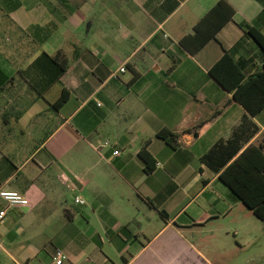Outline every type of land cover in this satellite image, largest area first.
Wrapping results in <instances>:
<instances>
[{
	"label": "crops",
	"instance_id": "1",
	"mask_svg": "<svg viewBox=\"0 0 264 264\" xmlns=\"http://www.w3.org/2000/svg\"><path fill=\"white\" fill-rule=\"evenodd\" d=\"M219 1L0 0V189L29 199L0 222V264H56L57 249L62 264H209L188 234L243 203L202 156L246 115L264 142V110L210 74L225 51L263 70L247 28L264 32V5L225 0L202 24Z\"/></svg>",
	"mask_w": 264,
	"mask_h": 264
},
{
	"label": "trees",
	"instance_id": "2",
	"mask_svg": "<svg viewBox=\"0 0 264 264\" xmlns=\"http://www.w3.org/2000/svg\"><path fill=\"white\" fill-rule=\"evenodd\" d=\"M259 1L264 5V0ZM222 6H229V4L225 0L219 1L202 19V24ZM233 13L234 9H231L230 17ZM247 32L262 50L263 70L246 77L243 64L235 61L230 53L225 51L211 68L210 74L226 90L232 91L234 99L254 116L264 110V32L257 26H249ZM78 55L79 48H75L73 58ZM51 59L62 72L66 71L70 65V59L62 50L57 51ZM69 96L70 92L64 88L55 106L63 105ZM259 130L260 127L249 115L244 116L231 136L218 141L202 156V161L219 174V178L230 188L237 200L264 221V142L249 144ZM158 136L174 146L179 134L164 130L159 132ZM140 156L146 164V172L151 173L155 168L156 160L147 150V146L141 149Z\"/></svg>",
	"mask_w": 264,
	"mask_h": 264
},
{
	"label": "rangeland",
	"instance_id": "3",
	"mask_svg": "<svg viewBox=\"0 0 264 264\" xmlns=\"http://www.w3.org/2000/svg\"><path fill=\"white\" fill-rule=\"evenodd\" d=\"M240 206L233 216L188 234L201 244L209 264H264V221Z\"/></svg>",
	"mask_w": 264,
	"mask_h": 264
},
{
	"label": "built area",
	"instance_id": "4",
	"mask_svg": "<svg viewBox=\"0 0 264 264\" xmlns=\"http://www.w3.org/2000/svg\"><path fill=\"white\" fill-rule=\"evenodd\" d=\"M167 36V35H166ZM122 71L125 70V67L121 68ZM109 142H105V144H108ZM115 154H119V150H115ZM62 178L66 179L63 175ZM0 198L3 199L6 202V207L0 210V222L4 220L7 214L8 207L11 206H26L29 204V199L26 195L16 191V190H5L0 189ZM76 203H85V201L80 197L76 196L75 198ZM67 258V256L64 254V252L61 249L56 250L55 254V262L56 264H62V262Z\"/></svg>",
	"mask_w": 264,
	"mask_h": 264
},
{
	"label": "water",
	"instance_id": "5",
	"mask_svg": "<svg viewBox=\"0 0 264 264\" xmlns=\"http://www.w3.org/2000/svg\"><path fill=\"white\" fill-rule=\"evenodd\" d=\"M89 28V25L87 26V29Z\"/></svg>",
	"mask_w": 264,
	"mask_h": 264
}]
</instances>
